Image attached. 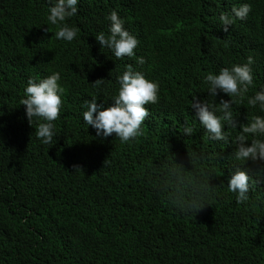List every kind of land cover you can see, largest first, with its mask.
Returning a JSON list of instances; mask_svg holds the SVG:
<instances>
[{
	"label": "trees",
	"instance_id": "trees-1",
	"mask_svg": "<svg viewBox=\"0 0 264 264\" xmlns=\"http://www.w3.org/2000/svg\"><path fill=\"white\" fill-rule=\"evenodd\" d=\"M245 3L247 17L225 31L220 13ZM48 7L0 0V264H264V163L232 155L239 125L264 113L233 103L237 127L212 141L190 107L193 97L229 100L210 96L203 77L249 56L247 95L264 87V0H78L65 21L78 29L71 42L55 39ZM112 10L138 40L133 57L117 59L94 38L108 34ZM129 65L159 91L141 134L121 143L97 136L82 113L93 96L113 104ZM52 72L64 92L46 145L20 100L29 79ZM237 168L251 178L243 203L227 190Z\"/></svg>",
	"mask_w": 264,
	"mask_h": 264
},
{
	"label": "clouds",
	"instance_id": "clouds-1",
	"mask_svg": "<svg viewBox=\"0 0 264 264\" xmlns=\"http://www.w3.org/2000/svg\"><path fill=\"white\" fill-rule=\"evenodd\" d=\"M77 5L78 0H49L46 19L48 24L57 28L53 33L56 40L71 42L77 36L78 29L65 23L67 18L77 13ZM250 10V5L246 3L238 8L233 7L230 14L221 12L219 21L227 31L234 20L245 19ZM106 20L110 22L108 34L100 32L94 36L100 47L107 48L117 59L133 57L138 40L123 27L124 20L119 17L116 10L110 11ZM136 62L143 64L144 59L137 57ZM253 63V58L249 56L244 63L221 68L218 73L209 72L203 77L210 96L215 97L219 91L230 98L229 100L221 98L218 104H209L193 97L190 103L199 124L210 140L227 142V133L222 129L225 125L237 127L232 113L233 103L246 99L249 107L258 108L264 113V87L251 96L247 95L253 85L251 68ZM60 80V72H52L38 81L29 79L23 89L24 98L20 100V105L25 106V116L30 125L33 118L42 121L35 129V136L46 145L52 143L55 135L52 122L58 118L62 107L61 96L64 89L59 83ZM100 81L102 80L96 82ZM116 82L118 89L111 98L113 104L104 108L103 103L98 104L97 97L93 96L84 102L83 107L86 110L82 113V119L87 127L95 129L97 136L106 138L115 133L121 143H127L141 134V124L148 115L145 105L157 102L159 84L147 79L141 72L134 71L130 65L116 77ZM192 131L191 127L184 128L185 135L191 134ZM249 136L252 139L246 144ZM233 143L235 149L232 155L236 161L251 160L253 163L257 161L264 163V116L252 115L246 124L239 125ZM250 180L248 172L239 168L230 175L227 190L236 194L237 203L248 200ZM256 182L260 183V180Z\"/></svg>",
	"mask_w": 264,
	"mask_h": 264
}]
</instances>
